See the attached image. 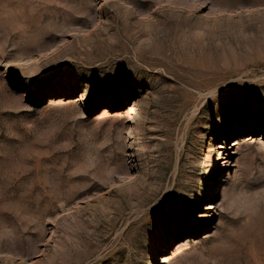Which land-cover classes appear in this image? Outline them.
<instances>
[{
    "label": "rangeland",
    "instance_id": "obj_1",
    "mask_svg": "<svg viewBox=\"0 0 264 264\" xmlns=\"http://www.w3.org/2000/svg\"><path fill=\"white\" fill-rule=\"evenodd\" d=\"M0 264H264V0H0Z\"/></svg>",
    "mask_w": 264,
    "mask_h": 264
},
{
    "label": "bare ground",
    "instance_id": "obj_2",
    "mask_svg": "<svg viewBox=\"0 0 264 264\" xmlns=\"http://www.w3.org/2000/svg\"><path fill=\"white\" fill-rule=\"evenodd\" d=\"M87 97V95L84 93V92H82L81 93V95H80V99H85ZM106 113H108V111H105ZM132 119H133V117H132ZM243 128H238V129H236V130H234L233 131V133H232V135L233 134H238L239 132H240V130H242ZM237 142V141H236ZM235 141H234V143L233 144H235L236 143ZM242 143V141H240L238 144H241ZM220 149L221 148H224V150L221 152L222 154H225V155H227L228 157H229V154L231 153L230 152V146L229 145H220V147H219ZM232 149V148H231ZM226 158V157H225ZM221 167V166H220ZM219 168V167H218ZM208 206V208H215V207H212V205L211 204H209V205H207ZM211 212L207 215V219L208 218H210V216H211ZM192 242L190 241H188V240H186V241H183L181 244H183L180 248H179V250L180 249H182V248H185V247H187V246H189L190 244H191Z\"/></svg>",
    "mask_w": 264,
    "mask_h": 264
}]
</instances>
